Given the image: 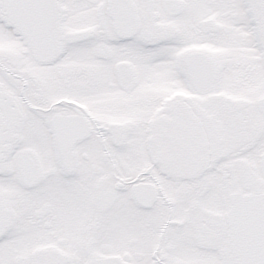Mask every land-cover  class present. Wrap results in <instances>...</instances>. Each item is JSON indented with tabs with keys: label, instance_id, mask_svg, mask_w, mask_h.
Listing matches in <instances>:
<instances>
[{
	"label": "snow or ice",
	"instance_id": "obj_1",
	"mask_svg": "<svg viewBox=\"0 0 264 264\" xmlns=\"http://www.w3.org/2000/svg\"><path fill=\"white\" fill-rule=\"evenodd\" d=\"M0 264H264V0H0Z\"/></svg>",
	"mask_w": 264,
	"mask_h": 264
}]
</instances>
